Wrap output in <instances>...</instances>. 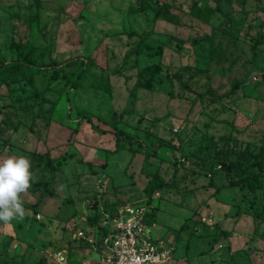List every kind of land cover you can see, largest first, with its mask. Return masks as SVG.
Segmentation results:
<instances>
[{
	"label": "rangeland",
	"instance_id": "rangeland-1",
	"mask_svg": "<svg viewBox=\"0 0 264 264\" xmlns=\"http://www.w3.org/2000/svg\"><path fill=\"white\" fill-rule=\"evenodd\" d=\"M218 1L209 22L190 13ZM228 16L242 21L231 32ZM142 35L157 54L123 64ZM18 42L39 70L0 74V156L30 158L34 178L23 218L0 222V264H55L58 248L90 260L128 204L154 213L169 264H264V0H0L8 64ZM154 177L165 184L148 197Z\"/></svg>",
	"mask_w": 264,
	"mask_h": 264
},
{
	"label": "built area",
	"instance_id": "built-area-1",
	"mask_svg": "<svg viewBox=\"0 0 264 264\" xmlns=\"http://www.w3.org/2000/svg\"><path fill=\"white\" fill-rule=\"evenodd\" d=\"M151 213L147 205H124L113 215L100 236L91 239L96 255L80 264H169L173 248L154 234L156 222H148ZM55 264H77L68 248H58L53 254Z\"/></svg>",
	"mask_w": 264,
	"mask_h": 264
},
{
	"label": "trees",
	"instance_id": "trees-1",
	"mask_svg": "<svg viewBox=\"0 0 264 264\" xmlns=\"http://www.w3.org/2000/svg\"><path fill=\"white\" fill-rule=\"evenodd\" d=\"M219 6H220L219 1L217 2L216 7H213L210 5L201 6V5L196 4L192 7L190 13L194 18H197L200 21L209 22L212 19V17L214 16L215 12L219 9ZM169 9H171L170 4H164L162 6V8H160L158 10L155 17L161 15L163 12H165L166 10H169ZM142 10H144V5L140 4L138 6L137 11H142ZM228 17H229L228 27H226V30L231 32V31H233L232 30L233 27L242 24L241 20H237L232 16H228ZM146 37L147 36H145V35L141 36V38H140L138 44L135 46V48L130 50L125 55V57L123 58V61H122L123 64L127 62L128 58L132 54L140 55L143 48H145L149 51L148 54L151 58H153L157 54V52L154 51L153 46L146 44V40H147ZM15 47H16V50L18 53L17 61L13 62L12 64H8L4 58L0 57V74L6 73L7 78H9V79L12 78L14 80L16 79V76H18V75L28 76L30 78L33 73H35L39 70V66L36 65L37 64V59L35 57L36 48H35V46L32 45L31 47L33 50L31 51L32 53H30V52H28L29 50L27 49V45L22 43V42H18ZM223 55H224L223 52L219 49H215L212 51V56H214V57L218 56L219 59L222 58ZM160 71H161V68L158 64H153V65H150V66H147V67L141 69L138 72V77H139L137 80L138 86H145V87L150 88L151 87L150 81L143 82L145 75L149 74V73L160 72ZM235 86H237V85H235ZM84 119L91 122V119L89 117H84ZM117 145L119 146V138L118 137H117ZM164 145H165L164 142L160 143V147H163ZM80 162H83V163L87 164L89 167H92L91 161L80 160ZM258 175H259L258 172H252L246 176H242V177H239L238 179H235L233 177H230L229 172L227 173L230 186L233 187V186L237 185V186L244 187V186L248 185L252 190L258 188L260 185ZM164 184H165V181L162 178H160V177L159 178L158 177L152 178L149 181L148 185L145 187V191H146V194L148 195V197H151L153 195V193L157 192L161 187L164 186ZM149 201H151L150 198H149ZM148 222H155L154 213H150V215L148 217ZM224 234H226L225 229H223L219 233V235H224Z\"/></svg>",
	"mask_w": 264,
	"mask_h": 264
},
{
	"label": "clouds",
	"instance_id": "clouds-1",
	"mask_svg": "<svg viewBox=\"0 0 264 264\" xmlns=\"http://www.w3.org/2000/svg\"><path fill=\"white\" fill-rule=\"evenodd\" d=\"M30 158L24 155L0 156V222L23 218L22 195L32 186Z\"/></svg>",
	"mask_w": 264,
	"mask_h": 264
}]
</instances>
